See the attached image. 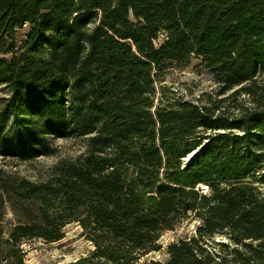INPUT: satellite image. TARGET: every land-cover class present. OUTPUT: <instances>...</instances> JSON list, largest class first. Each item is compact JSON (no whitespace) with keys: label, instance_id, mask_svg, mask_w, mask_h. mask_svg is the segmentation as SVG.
<instances>
[{"label":"trees","instance_id":"16d2710c","mask_svg":"<svg viewBox=\"0 0 264 264\" xmlns=\"http://www.w3.org/2000/svg\"><path fill=\"white\" fill-rule=\"evenodd\" d=\"M194 58L216 97L155 105L161 73ZM0 83L6 157L85 142L38 181L0 168V264L73 223L93 246L74 264H264V0H0Z\"/></svg>","mask_w":264,"mask_h":264},{"label":"rangeland","instance_id":"374dc122","mask_svg":"<svg viewBox=\"0 0 264 264\" xmlns=\"http://www.w3.org/2000/svg\"><path fill=\"white\" fill-rule=\"evenodd\" d=\"M27 30L25 26L18 31V38H22ZM163 39L159 35L155 44ZM219 90L211 73L200 63L199 59H192L188 67L184 69H167L161 73L160 78L154 84L155 105H165L175 99L189 101L194 104L207 102L208 97L215 98ZM226 93L218 98H225ZM8 92L6 85L0 83V168L3 171L15 172L32 181H38L46 177L50 168L60 160H73L85 151L83 139H59L52 142L56 152L49 156L35 157L29 161H19L13 157H6V147L14 144L12 116L6 115L5 105ZM226 101L224 105H228ZM202 189H205L202 187ZM264 195V188H262ZM198 223L196 221L184 222L173 231L164 232L159 243L161 250L146 255L140 263L150 260L165 261L167 256L165 249L167 245L179 238H189L194 235ZM211 247L217 250L218 243H228L224 236L215 235L207 241ZM230 248L237 247L230 245ZM26 264H74L86 257L93 246L86 241L81 228L73 223L64 228V238L55 243H44L41 240L23 243Z\"/></svg>","mask_w":264,"mask_h":264},{"label":"water","instance_id":"95a60500","mask_svg":"<svg viewBox=\"0 0 264 264\" xmlns=\"http://www.w3.org/2000/svg\"><path fill=\"white\" fill-rule=\"evenodd\" d=\"M194 154V152H192L191 154H189L185 159L184 161L186 162L192 155Z\"/></svg>","mask_w":264,"mask_h":264}]
</instances>
